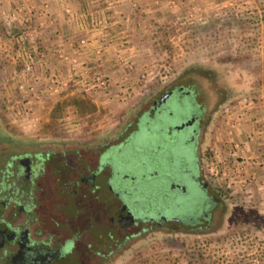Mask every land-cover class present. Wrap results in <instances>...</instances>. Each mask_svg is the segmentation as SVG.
<instances>
[{
	"label": "rangeland",
	"instance_id": "374dc122",
	"mask_svg": "<svg viewBox=\"0 0 264 264\" xmlns=\"http://www.w3.org/2000/svg\"><path fill=\"white\" fill-rule=\"evenodd\" d=\"M47 1L41 0L42 4L37 5L33 0H0V142L3 144H0V206L15 190L8 174L15 173V166L8 169L6 165L23 153V149L7 145L21 142L33 144L35 147L29 152L42 155L43 159L49 153L59 157L62 153L91 152L94 155L87 171H93L102 154L111 149V156L117 158L112 166L105 168L107 174L103 183L110 178L112 168H117L116 152L136 153L132 158L134 169L125 174L131 172L136 180L145 179L134 191L138 193L136 204L146 208L143 213L138 208L137 213L153 219L159 217L156 222L164 216L170 219L180 215L179 209L173 206L184 207L191 197L178 192L159 193L151 187L152 181H146L149 173L154 172L146 163L149 133L140 136L131 148L126 142L142 121L150 120L154 101L175 87H185L199 93V100L207 105L211 119L202 147V168L207 182L222 200L211 230H204L206 223L201 219L202 229L199 225L191 227L169 222L159 228L155 223H144L140 226L148 228V232L136 234L122 245L114 236L115 241L92 242L91 249L100 252L106 259L104 264H264V0H149V17L142 19L135 16L141 5L126 3L129 10L125 12L128 17L124 21L132 25L141 19L140 30L130 33L128 28L118 26L121 29L116 33L123 37L124 47L113 51L122 53L120 58L134 64L131 82L135 95L131 102L128 105L116 103L112 98L116 90L108 103L103 102L104 98L75 92L69 96L46 97L44 109H40L35 104L23 103L18 93L19 81L15 75L24 71V64L17 58L16 37L4 29L3 18L4 14L16 11L21 22L43 11L45 6L49 8ZM153 8L159 12L151 10ZM67 10H71L70 7ZM213 23L215 26H210ZM18 24L11 25L16 29ZM107 38L111 44L112 37ZM97 48L103 47L88 51L89 67L119 81L125 75L122 66L116 61L104 65L106 54L104 63L96 65ZM197 67L215 71L217 82L204 71L188 72ZM143 75L145 78L141 77ZM75 98L89 100L95 112L80 117L71 105ZM13 106L28 119L33 114L38 115L41 124L23 128L12 113ZM29 108L33 112H29ZM124 158L122 160L126 161ZM143 163L146 167L139 168ZM71 169L70 165L65 171L59 170L57 177L63 178L60 183L70 188L78 180V176L72 179L68 174ZM87 171L82 176L87 175ZM50 176L46 186L53 192L54 201L65 203L58 197L68 187L57 189V181ZM177 178L181 182L185 180L182 176ZM64 194L66 198L71 195L67 191ZM39 199L37 196L33 201L39 203ZM76 201L72 204L75 208L79 207ZM88 205L91 207L92 203ZM60 207L57 205L54 213H58ZM70 215L64 222L77 230L88 228L89 224L87 238L91 235L97 238L93 215L84 213L78 218ZM139 229L135 228L132 233H138ZM110 232L114 235L107 226L106 234ZM78 253L71 264L86 260L81 251Z\"/></svg>",
	"mask_w": 264,
	"mask_h": 264
},
{
	"label": "flooded vegetation",
	"instance_id": "af4514ba",
	"mask_svg": "<svg viewBox=\"0 0 264 264\" xmlns=\"http://www.w3.org/2000/svg\"><path fill=\"white\" fill-rule=\"evenodd\" d=\"M168 94L166 101L161 103ZM199 96V93L185 87L173 88L153 102L150 120L145 123L142 121L126 142V146L131 148L140 136L149 133V155L146 163L149 170L154 172L149 173L146 181H152L151 187L159 193L178 192L184 197H191L188 205L173 206L179 209L181 214L170 219L164 216L167 219L165 222H156L159 217L153 219L137 213L138 208L141 213L146 208L136 204L139 202L138 193L134 191L141 183H145V179L136 180L131 172L125 174L134 169L132 158L136 153L116 152L114 155L119 156L117 168H112L110 178L103 183L107 174L105 168L112 166L117 158L111 156V149L102 154L98 166L93 171H87L91 157L82 156L80 152L81 155L78 156L62 153L59 157L49 153L46 159H43L42 155L29 152L35 147L33 144L9 143L8 147L23 149V153L14 156L6 165L8 169L15 166V173L8 171L15 190L11 192L12 197L1 201L0 264H71L77 254L79 255V251L86 258L79 264H104L106 259L100 252H93L91 249L92 242L100 244L115 241V236L116 242L119 240L118 243L122 245L134 235L148 232V228L140 226L144 223H155L160 228L170 222L191 227L199 225V229H202L203 224L199 221L201 219L206 223L204 230H211V222L217 218V208L222 204V200L218 199L216 190L203 174L202 147L211 119L208 118L207 105L199 100ZM0 144L3 145L2 142ZM123 157L127 160L123 161ZM146 163L137 166L145 168ZM70 165V177L73 179L78 176V180L73 182L75 188L60 183L63 178H57L60 171H65ZM85 170L87 175L82 176ZM50 174L58 183L57 189L61 186L70 189L66 190L71 194L69 198L62 195L66 191L58 197L65 202L63 204L54 201L53 192H49L50 188L46 186ZM177 176H182L185 180L181 182ZM37 196H40L39 203L33 201ZM74 200H77L79 207L72 206ZM90 203L91 207L88 205ZM57 205L61 207L58 213H54ZM84 213L93 215V221L97 224V228H94L97 238L92 235L87 238L89 224L88 228L77 230L64 222L67 216H72L70 214H75L78 218ZM173 219L175 221H171ZM107 226L114 235L111 232L106 234ZM138 227L140 231L137 230L138 233L133 234L134 229ZM111 254L112 252L109 255Z\"/></svg>",
	"mask_w": 264,
	"mask_h": 264
},
{
	"label": "built area",
	"instance_id": "2783aa9c",
	"mask_svg": "<svg viewBox=\"0 0 264 264\" xmlns=\"http://www.w3.org/2000/svg\"><path fill=\"white\" fill-rule=\"evenodd\" d=\"M47 8L45 6L44 9ZM3 19L4 29L16 37L17 58L24 64V71L15 75L19 81L18 93L23 103H27L28 106L35 104L38 108L44 109L46 97L64 94L69 96L75 92L92 94L104 98L103 102L108 103L115 90L112 98L116 103L128 105L133 99L135 90L134 83L131 82L134 70L132 62L117 57L116 64L122 66L125 75L119 81H113L111 76L103 75L99 70L93 71L89 67L88 51L96 48V44L88 38L78 41L60 38L49 45L40 41L43 33L54 25L52 20L47 19L45 11L31 15L21 22L19 12L16 11L10 15L4 14ZM14 22H19L16 29L11 25ZM33 25L37 26V32L33 31ZM95 52L96 65H102L107 54L105 48H97ZM56 69L58 72H55ZM141 77L145 78L144 75ZM16 110L13 106L12 113L23 128H35L41 124L38 115L33 114L31 120ZM27 110L33 112L31 108Z\"/></svg>",
	"mask_w": 264,
	"mask_h": 264
},
{
	"label": "crops",
	"instance_id": "0c3cea01",
	"mask_svg": "<svg viewBox=\"0 0 264 264\" xmlns=\"http://www.w3.org/2000/svg\"><path fill=\"white\" fill-rule=\"evenodd\" d=\"M47 2L49 4L48 10H42L46 12V17L51 19L54 25L43 33L40 41L49 45L60 38L73 41H78L84 37L92 38L91 41L96 44V47H105L106 49V63L104 65L115 62L117 57L122 54H117L116 50L113 51V49L121 50L124 47L121 43L123 37L116 33L118 26L128 28L130 33L138 31L140 30L138 29L140 22H142L141 19L144 16L149 17L150 11L149 0H48ZM129 2H137L141 5L139 13L135 15L141 19L132 25L127 23L128 21H124V18L128 17L125 12L127 13L129 10L125 4ZM33 3L42 4L41 0H33ZM69 7L71 10H67ZM151 10L155 11L156 9ZM33 31H38L36 25H33ZM127 34L129 33L127 32ZM107 37H112L111 44H108L107 40L110 38ZM90 58L91 55L89 54L87 56L88 61H91ZM55 72H58V69Z\"/></svg>",
	"mask_w": 264,
	"mask_h": 264
},
{
	"label": "trees",
	"instance_id": "16d2710c",
	"mask_svg": "<svg viewBox=\"0 0 264 264\" xmlns=\"http://www.w3.org/2000/svg\"><path fill=\"white\" fill-rule=\"evenodd\" d=\"M210 26L214 27L215 26V23L213 24H210ZM204 71L206 76L208 78H210L212 80V77H213V81H216L217 82V75H216V72L213 71V70H209V69H203V68H192L189 71ZM71 105L73 108H75L79 114L80 117H84V116H87L88 113L89 114H92L95 112L96 108L95 106L89 102V100H86V99H82V98H75L71 101ZM80 153L79 152H76L75 155H79ZM81 155V154H80ZM82 156H88V157H91L92 158V153L91 152H84L82 153ZM227 195H229L227 193Z\"/></svg>",
	"mask_w": 264,
	"mask_h": 264
},
{
	"label": "water",
	"instance_id": "95a60500",
	"mask_svg": "<svg viewBox=\"0 0 264 264\" xmlns=\"http://www.w3.org/2000/svg\"><path fill=\"white\" fill-rule=\"evenodd\" d=\"M168 97H169V94L166 95V96L162 99V102H161V103L165 102L166 99H167ZM160 220H161L162 222L167 221V219H166L165 217H161ZM171 221H175V219H173V220H171ZM178 221H179V220H178Z\"/></svg>",
	"mask_w": 264,
	"mask_h": 264
}]
</instances>
